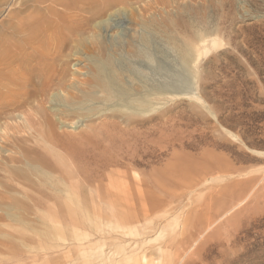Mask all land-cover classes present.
I'll use <instances>...</instances> for the list:
<instances>
[{
    "label": "rangeland",
    "instance_id": "rangeland-1",
    "mask_svg": "<svg viewBox=\"0 0 264 264\" xmlns=\"http://www.w3.org/2000/svg\"><path fill=\"white\" fill-rule=\"evenodd\" d=\"M31 1L0 0V38L32 13ZM118 8L60 60L67 85L103 61L137 109L95 100L69 112L43 108L59 109L51 117L65 136L135 122L120 138L79 145L75 159L59 150L63 171L76 170V193L94 199L77 201L72 218L61 215L60 234H28L24 245L10 237L25 253L15 261L0 252L2 264H264V0H127ZM45 18L35 52L69 26ZM108 92L97 96L113 100Z\"/></svg>",
    "mask_w": 264,
    "mask_h": 264
},
{
    "label": "bare ground",
    "instance_id": "bare-ground-1",
    "mask_svg": "<svg viewBox=\"0 0 264 264\" xmlns=\"http://www.w3.org/2000/svg\"><path fill=\"white\" fill-rule=\"evenodd\" d=\"M31 2L32 13L27 17L16 20L22 10L13 12L16 22L11 24L13 29L11 33L17 36L16 40L9 34L0 38V252L8 254V257L15 261H19L20 257L17 256L22 253L24 255L25 252H22L10 237L21 240L24 245L32 240L28 234H60L58 232L61 215L65 214L64 216L72 218L73 206L77 201L94 199L84 198L76 193L78 181L75 179L76 170L63 171L62 164L67 163L65 158L61 157L59 150H63L69 159H75L80 154V150L77 149L79 145L97 139L112 141L127 134L126 128L135 122L125 119L124 128L120 124L116 128L111 126L112 128L107 130L93 128L79 137L74 136L75 134L65 136L57 131L55 121L51 117L59 109L52 110L53 107H50V112L45 111L43 103H54V106L61 104L64 109L66 108V112H69L71 107L75 110L83 109L81 103L86 105L93 100L98 103L112 101L113 104L118 105H114L116 107L120 105L137 109V100L128 101L125 98L126 89L121 87L117 81L119 79L116 80V76L105 63H102L103 61L96 64V71H91L87 78L84 77L83 80L67 85L65 82L68 81L69 71L64 68L65 58L60 60L66 48L72 50L74 44L80 42L83 44L82 41L89 40L86 39L87 36L85 39L81 38L83 33L87 34L86 31L91 32L93 28L97 31V28H102L103 23L105 25L106 21L103 17L107 11L123 6L127 0H32ZM118 11L122 12V10ZM48 14L64 20L69 26L55 28L57 31H54L49 43L46 45L43 43L42 51L35 52L33 44L37 42L34 37L44 29L38 26V23L44 24L45 15ZM28 48L32 52H28ZM183 85L184 82H181L180 86ZM72 90H76L78 95L72 93ZM103 91L115 92L113 100L97 96L98 92ZM186 91L181 92L189 94ZM108 106L110 107L109 104ZM62 113L64 112L59 111L57 114ZM114 129H118L116 131L119 134L111 132ZM78 172L80 173V170ZM63 178L70 180V183L62 188L60 180ZM63 206L66 207L65 211L61 208ZM35 208L41 211H36ZM212 216L208 219L207 226L214 223L217 218ZM187 221L188 218L182 222V233ZM28 259L36 261L39 258L37 255ZM50 260L51 264H57V258L53 257ZM2 261L4 260H0V264Z\"/></svg>",
    "mask_w": 264,
    "mask_h": 264
}]
</instances>
